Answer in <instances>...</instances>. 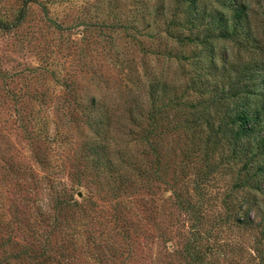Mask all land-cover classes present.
<instances>
[{
    "label": "rangeland",
    "instance_id": "374dc122",
    "mask_svg": "<svg viewBox=\"0 0 264 264\" xmlns=\"http://www.w3.org/2000/svg\"><path fill=\"white\" fill-rule=\"evenodd\" d=\"M22 1L0 0V22L13 21ZM237 1L246 6L245 18L234 34L228 35V28L222 33L226 36L213 40L218 71L211 81L219 85L243 65L256 68L260 60L264 61V0ZM187 3L32 0L18 28L0 27V264H178V258L168 255L181 242L164 239L174 231L169 225L172 211L168 197L158 188L162 182H154L148 190L151 194L128 187L121 192L132 191L129 196L110 198L109 186H118V181L98 182L92 164L85 159H91L90 150L85 151L83 145L93 141L85 106L96 96L110 111L112 138L105 141L115 156L126 150L134 165L136 156L147 151L142 141H125L119 126L128 121L121 116L133 100L146 102L142 87L150 78L142 76L143 69L186 86V76L194 67L188 55L197 56L200 51L199 45L180 43V37L193 38L183 26L190 20L185 12ZM196 5L208 13L207 19L223 11L233 15L231 8L217 0H196ZM130 63L133 68L128 70ZM169 132L162 137L167 151L164 161L151 165L142 160L152 169L165 164V179L173 169H180V155L175 153L186 148L183 134H173L172 129ZM118 160L112 166L119 165ZM144 182L137 179L136 185ZM72 192L83 202L82 208L72 210L68 206L58 216L61 209L56 202ZM140 194L148 204L144 212L136 204L132 206ZM120 200L127 206L120 205ZM56 215L60 224L52 228ZM112 216L118 218L116 222ZM126 217L134 226L122 232L121 220ZM49 229H53L49 260H30L22 249L35 242L37 233ZM110 234L115 237L110 238ZM127 234L131 243L128 251L117 247L119 256L112 257V241L122 246V235ZM253 239L254 233H250L240 241L246 248ZM93 243L97 251L91 247ZM59 247L63 255L54 252ZM99 251L106 252L110 260ZM243 254L248 256V250ZM95 256L99 257L95 260Z\"/></svg>",
    "mask_w": 264,
    "mask_h": 264
},
{
    "label": "trees",
    "instance_id": "16d2710c",
    "mask_svg": "<svg viewBox=\"0 0 264 264\" xmlns=\"http://www.w3.org/2000/svg\"><path fill=\"white\" fill-rule=\"evenodd\" d=\"M31 1L23 0L21 7L16 9L15 19L7 23L0 22V27L18 28ZM185 1L188 2L185 12L189 14L190 20L183 26L191 31L193 38L182 35L185 37H180V43L200 46L197 56L188 55L192 60L191 65L196 69L193 70V67L188 72L186 86L168 81L160 75H150L148 69H143L142 76L147 74L150 78L142 87L146 102L133 100L121 116L128 121L119 126L126 135L125 141H142L147 151L143 150L140 156L137 155L132 165L128 151L123 150L118 156L119 165L112 166L118 158L105 141L112 138L109 135L112 124L110 111L103 101L92 96L85 106V122L92 130L93 141L89 144L86 141L83 145L85 151L90 150L88 153L91 155V159H85L92 164L98 182L112 179L118 181L119 185L115 187L108 184L110 198H120V194L129 196L132 191L121 192L122 188L128 187L133 191L142 188L144 190L141 191L149 193V188L155 186L154 182H162L158 188L162 196L168 197L169 211H172L169 225L171 232L174 231L168 232L164 239L167 242H181L168 255L178 258V264H264V61L260 60L256 68L251 64L243 65L235 74L228 75V79L220 85L211 81L218 71L214 61L213 40L226 36L222 33L228 28L231 29L228 35L236 32L239 23L245 18L246 6L237 0H217L223 7L231 8L233 15L228 16L223 11L217 17L207 19L208 13L198 8L196 0ZM230 18L231 23L228 22ZM184 57L181 55L179 58ZM132 66L130 63L128 70ZM169 128L173 134L184 135L182 139L186 148L175 153L180 155V169H173L169 179H165L168 167L165 168L164 164L153 166L152 169L150 164H158L166 158L167 151L163 145L165 139L162 137L171 133ZM143 159H147L150 164H143ZM137 179L146 182L137 186ZM77 186L90 189L89 185L78 183ZM118 193L119 196H116ZM57 195L63 196L60 193ZM66 197L64 200H56V205L61 209L58 216H62L63 209L68 206L72 210L83 206L74 192L68 193ZM139 197L137 202L131 203L144 212L148 204L143 201L141 194ZM122 201L120 205L126 207L127 204ZM58 216L53 219L52 228L60 224ZM112 217L116 222L118 218ZM121 221L123 223L120 228H125L121 229L122 232L134 226L128 217ZM52 231L49 229L37 233L35 242L32 241L22 252L32 261L49 260L47 253ZM250 233H254V239L245 248L240 238ZM122 236V246L112 241L110 251L114 258L115 254L119 256L120 249L117 247L128 251L131 246L130 235ZM113 237L110 234V238ZM230 245L232 247L229 250ZM91 247L94 251L99 249L95 243ZM56 250L55 253L63 255L62 248ZM245 250H248V256L243 254ZM98 254L110 260L106 252L99 251ZM168 259L165 257V260ZM244 259L246 263H243Z\"/></svg>",
    "mask_w": 264,
    "mask_h": 264
}]
</instances>
